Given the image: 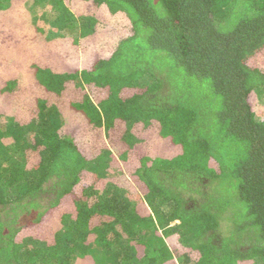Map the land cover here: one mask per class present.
<instances>
[{"label": "trees", "instance_id": "trees-1", "mask_svg": "<svg viewBox=\"0 0 264 264\" xmlns=\"http://www.w3.org/2000/svg\"><path fill=\"white\" fill-rule=\"evenodd\" d=\"M262 102L264 0H0V264H264Z\"/></svg>", "mask_w": 264, "mask_h": 264}, {"label": "rangeland", "instance_id": "rangeland-1", "mask_svg": "<svg viewBox=\"0 0 264 264\" xmlns=\"http://www.w3.org/2000/svg\"><path fill=\"white\" fill-rule=\"evenodd\" d=\"M26 9L34 16L38 17H34V21L40 25L41 28H43L47 34V37L50 38H54V37H58L61 35L65 34H69L73 37L77 36L78 33L75 31V29L78 28V26H70L71 28H75L73 30H68L69 28H66L64 26V24L62 25L61 23L58 22L57 20V16L56 14L51 10V8L49 6H39V5H33L31 3V1L29 3H27L26 5ZM55 23V24H54ZM120 25V23L118 24V26ZM118 36V35H117ZM116 36V39H109V40H105L102 41L97 44H92L94 51L99 54L101 57H109L115 50L117 44L116 41L119 39V37ZM10 50H13V46H11ZM38 50V49H37ZM52 59V64L55 63L57 65H59L61 68H63L64 70L66 69L68 63L67 61H64L62 59H60L59 57H57V55H53ZM54 59V60H53ZM263 106H264V102L261 103L260 106V111L261 112L263 110ZM81 127L77 124L72 125L71 127H69L68 129H66L64 131V133H66V135L68 136H74L80 133ZM41 211V210H40ZM13 216H10V218ZM36 217V212H33L32 214H30L29 216H26L25 214L21 215V219H19V221L21 222V224H25L27 222H29L30 220H33ZM9 218V219H10ZM230 223L229 221L225 220L222 222L220 230L218 231L220 235L222 236H227L229 234L230 231Z\"/></svg>", "mask_w": 264, "mask_h": 264}]
</instances>
